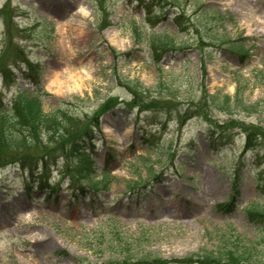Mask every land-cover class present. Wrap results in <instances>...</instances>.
<instances>
[{"label":"rangeland","instance_id":"rangeland-1","mask_svg":"<svg viewBox=\"0 0 264 264\" xmlns=\"http://www.w3.org/2000/svg\"><path fill=\"white\" fill-rule=\"evenodd\" d=\"M135 7L129 0H0V109L9 113L29 79L38 80L49 94L45 112L61 108L92 124L95 180L109 174L106 188L90 191L53 169L46 190L33 184L26 192L16 168L0 170V264H137L147 254L198 264L194 255L216 250L222 235L264 241V223L247 216L250 205L264 207V156L243 154L247 134L251 148L264 152V137H253V128L264 131V0H186L181 20L190 34L172 25V7L165 21L151 13L153 25ZM132 25L177 35L183 49L151 58ZM54 74L65 82L55 83ZM235 80L243 105L254 109L227 113L208 103L216 94L233 98ZM132 81L150 92L133 94L125 86ZM160 82L175 93L161 91ZM218 126L231 143L212 150L208 132ZM133 182L152 185L129 195ZM233 192L234 210L218 209Z\"/></svg>","mask_w":264,"mask_h":264},{"label":"trees","instance_id":"trees-1","mask_svg":"<svg viewBox=\"0 0 264 264\" xmlns=\"http://www.w3.org/2000/svg\"><path fill=\"white\" fill-rule=\"evenodd\" d=\"M133 1L136 3L135 8L141 10L144 14L146 13L145 18L152 25L151 13L157 15L155 19L161 18L162 21H165L167 19L165 7L176 9L171 19L172 24L178 33H189L188 26H185V22L181 20L185 15L182 10V5L186 0H129V3ZM154 6L158 8L155 12L151 11ZM217 17L218 23L220 24L221 18L219 16ZM132 26L131 33L135 43H147L151 58L162 54L164 55L168 52H179L183 49L182 45L185 40L178 38L177 35L170 34L165 30L160 33L151 32L143 34L135 25ZM219 28L221 29V26ZM98 29H103L101 24L98 25ZM177 40L180 42L177 43ZM242 56H247L246 52H243ZM28 62L26 59L22 60V63L27 64V66H29ZM235 84L236 92L233 98L223 96V99L220 100L217 96L218 94H216L207 96L206 100L217 110L227 113H230L231 109L235 106L241 107L243 111L247 112L254 109L253 105H243L240 97L242 91L240 81L235 80ZM125 86L133 94L150 92L148 89H144L137 81L126 82ZM158 86L162 88L161 91H166L168 95L175 93V90L172 93V87L170 85L160 82ZM42 95L47 96L42 91L40 82L33 79L29 89H24L16 97L9 113H6L4 108L0 109V170L7 167L16 168L22 175L26 188L34 184L40 190H46L51 185L49 184V180L53 169L59 170L60 174H64L63 169L70 173L69 180L71 185H79L82 188L84 184V187L91 191L106 188L109 178L107 172L103 171L100 179L95 180V167L88 147V142L93 139L92 124L88 128V125L85 126L77 120L79 119L77 116L61 108H57L48 113L45 112L42 108ZM225 128V126H218L209 130L208 144L211 149L215 150L216 147L231 143L229 141L225 142L223 139L225 137L223 134ZM253 129V137L255 135L264 137V131L258 128ZM250 139L251 135L247 134L245 140L246 149L243 154L252 152L254 159H259L261 157L259 155L260 153L264 156V152L258 151L255 147L251 148ZM72 158L73 160H77L75 163L76 169H78L76 173L78 174H71L70 172V159ZM152 179L156 181L158 177L156 176L155 178L153 176ZM151 185L133 182L129 186L128 191L129 193L135 192L139 196ZM56 189H48V192H55ZM235 195L236 192H233L230 200L219 205L218 209H222L226 213L233 211L235 208ZM247 216L249 221L255 225H263L264 207H257L254 204L250 205ZM218 242L220 244L216 250H204L200 255H194L196 263L264 264V249L259 248L260 245L264 246L263 240L258 241L260 242L259 245L255 244V242L245 241L238 236L232 235L227 237L226 235H222L218 238ZM127 259L124 261L125 263ZM137 264L170 263L162 262L159 258L147 254Z\"/></svg>","mask_w":264,"mask_h":264},{"label":"bare ground","instance_id":"bare-ground-1","mask_svg":"<svg viewBox=\"0 0 264 264\" xmlns=\"http://www.w3.org/2000/svg\"><path fill=\"white\" fill-rule=\"evenodd\" d=\"M113 44L116 45L114 41H113ZM117 45H118V44H117ZM54 82L57 83V84H60V83H64L65 81H60L59 76H58L57 74H54ZM67 82H68V81H67ZM67 82H66L65 85H67Z\"/></svg>","mask_w":264,"mask_h":264}]
</instances>
